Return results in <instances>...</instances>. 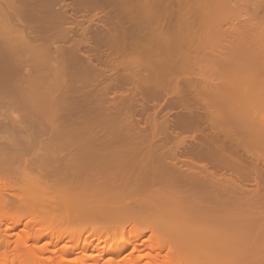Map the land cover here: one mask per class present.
I'll list each match as a JSON object with an SVG mask.
<instances>
[{"label":"bare ground","instance_id":"6f19581e","mask_svg":"<svg viewBox=\"0 0 264 264\" xmlns=\"http://www.w3.org/2000/svg\"><path fill=\"white\" fill-rule=\"evenodd\" d=\"M72 1L75 12L96 10L87 20L94 26L90 31L82 28L78 39H71L69 32L73 25L79 27L82 22L67 14V6L56 8L63 0H0V6H7L11 20H16L13 24L25 26L20 31L11 25L13 36L21 34L17 40L11 35L13 39L9 41L14 45L7 41L10 47L3 42L0 47H5L6 52L2 55L0 48V56L6 59L8 54L24 53L26 49L32 59L46 60L39 58L40 65L37 61L38 65H34V60L26 58L28 54H22L26 59L20 55V61L18 56L13 57L14 53L8 58H15V65L32 62L39 68L63 61L61 68L53 64L58 67L52 70L53 86L73 91V107L77 110L82 99L90 104L91 111L85 115H93L104 123L94 120L93 125L98 123V128L101 125L105 130V123L114 122L109 125L110 130H105V143L114 148L120 144L119 150L124 146L125 149L117 152V148L106 156L105 163L90 167L79 164L77 156L62 155L56 171L48 174L41 165L38 172L28 174L23 160L19 164L0 159V264H185V256L206 243L213 249L192 264H264V255L257 253L264 250V21L259 22L264 20V0H238L236 5L232 0ZM40 5L48 8L50 13H45L51 16L46 14L45 18V13L38 10ZM51 5H55V10ZM242 14L250 16L244 24L248 28L246 34L241 25L222 28ZM94 18H100L103 24L94 23ZM123 23L129 24L130 29ZM141 27L147 28L146 34L142 35ZM48 30L53 45L48 35H43ZM232 33L235 39L233 35V41H227ZM88 39L92 41L90 52L94 58L105 55L101 62L110 67L112 78L113 73L118 74L114 81L109 80L110 75L103 76L104 68L94 72L88 54L79 53ZM54 40L60 43L56 49H52ZM48 45L52 47L46 48ZM41 46H45V51ZM118 70H122L120 74ZM81 73L80 80L69 83ZM99 76H106L111 82L102 88L89 83L101 81ZM115 84L130 86L129 91L117 93L120 99L116 92L109 91L117 88ZM107 93L118 101L107 98ZM137 96L141 98L137 101L140 108ZM167 96L170 100L166 98L165 104L171 107L169 110H184L175 117L169 111L173 119H168L170 113L166 114L167 107H162L165 104L156 100ZM149 101L155 104L149 106ZM161 108L166 113H161ZM158 113L164 115L158 117ZM85 115L79 116L85 120ZM139 118L145 122L140 123ZM142 127L152 130L145 132ZM119 129L120 134L124 131L122 135ZM181 132L188 135L181 136ZM64 134L65 131L59 135ZM71 174L79 177L70 181ZM138 174V179L149 175L144 186L156 179L157 184L148 189L157 188L139 189L146 178H140V183L135 177ZM125 176L129 178L126 188L131 185L128 182L132 176L139 188L135 182L138 189L133 185L125 189ZM151 177L152 182L148 180ZM163 181L167 182L165 188ZM160 185L163 189L158 188ZM85 187L89 190H83ZM133 193L143 201L131 202L128 198ZM171 210L172 221L156 219V215ZM12 214L15 220L11 219ZM135 226L143 228L134 231ZM36 230L41 232L35 233ZM172 233L176 237L168 240ZM118 235L120 238L114 239ZM45 237L49 241L40 244ZM62 241L69 245L61 251L63 258H58V244ZM224 241L228 243H221ZM128 247L126 257L118 259ZM221 250L230 251L229 255L233 251L234 258L228 254L219 256ZM70 255L76 257L68 259Z\"/></svg>","mask_w":264,"mask_h":264},{"label":"rangeland","instance_id":"374dc122","mask_svg":"<svg viewBox=\"0 0 264 264\" xmlns=\"http://www.w3.org/2000/svg\"><path fill=\"white\" fill-rule=\"evenodd\" d=\"M70 1L71 0H66V1L63 0V4H65V5H63L62 2L57 3L58 5L56 4V8L60 9V7L61 8L62 7L64 8L65 6H67V14H69L71 16V18H74L75 21H77V22L79 21V23L82 22L81 23V26H79V27L73 25L72 26L73 28L71 27L72 30H70L71 32H69L70 33V36H71L70 37L71 39L72 38L78 39L79 36H80V32L82 31V28L83 29L84 28H88L89 31L92 28V25L93 24H89L90 22H88L87 20L90 18V15H92V13L93 14H94V12L96 13V10H93L92 9L94 12L92 11V13H91V11L88 12V10H90V9H88V10L86 9L85 13L88 12L86 14L84 13V11H79L78 9H77V12H75L76 9L73 8L75 6H73V7L71 6V5H74V2L73 1L70 2ZM107 1H112V0H107ZM130 1H132V0H130ZM117 2H119V0ZM122 2H124V0H122ZM238 2H239L238 0H232V4H234V5H236ZM126 3H127V1H126ZM68 5H70V6H68ZM3 6L4 7L0 6L1 7L0 8V46L3 47L4 45L2 46V44H4L3 42L6 41L5 43L8 45V47H10V46H12L14 44L12 42H10L9 40L12 41L13 37H15V39H16V37L19 35V33L21 34V32H19L17 34V36H13L12 35L13 34L12 33V30L14 31V29L12 28V26L15 29L16 28H19L20 29V27L24 26L23 25L24 23L21 24V22L18 21L19 24H21V25H18V23H17V25L13 24L14 21H16V20H14V21L11 20V17H10L11 15L9 14V10L7 9V6L6 7H5V5H3ZM40 6H42V5H40ZM43 6H44V4H43ZM43 6L40 7V8L38 7V10L41 9V11L40 10L39 11L44 14L45 11L48 8H46V10H45L43 8ZM45 6H48V5L45 4ZM54 6H52V7L54 8ZM68 7H70V8H68ZM49 9H50V7H49ZM69 9H71V10H69ZM54 10H55V8H54ZM78 11L80 13H78ZM6 12H8V13H6ZM46 12L47 13H50L48 10ZM47 13L44 14L45 15V18H46V14ZM48 15L51 16V14H47V17H48ZM41 16H42V14H41ZM102 16L103 15H101V17H100V15H99L98 17L104 18ZM98 17L96 19H98ZM249 17H250L249 14H242L238 19L237 18L235 19L233 17V18H231L232 20L230 19V21H229L231 23H226L227 25H223L224 27L222 26V28L225 29V28H228V26H231V25H234V27L235 26L236 27L238 26V28H240L242 26L241 27L242 30L241 29L240 30L243 31L242 33L246 34L248 28L245 25L247 24L246 21H247V19ZM42 18H44V16ZM100 18H99V21L94 18L95 19V20L93 19L94 20V23L97 21L98 24L99 23L100 24H103V23L100 22L101 21ZM8 19L10 20L9 22L7 21ZM2 20L3 21H7L8 23L7 24L6 23H3ZM102 20H104V19H102ZM11 21H13V22L10 24ZM262 21H264V20L263 19H260L259 20V22H262ZM4 24H6L8 27H10L12 24L13 25L10 28H8ZM37 25H39V22H36V24H35V28L36 29L35 30L38 29L36 27ZM123 25L127 27V28L125 27L126 29H130V28H128L129 27L128 26L129 24L127 25V23H125V24L123 23ZM170 25L171 26L172 25L174 26L175 24L174 23H171ZM130 26H131V24H130ZM80 27H81V29H80ZM20 31H21V29H20ZM146 31H148L147 28L141 27L140 32L142 33V35H143V33L146 34L147 33ZM15 32H17V31H15ZM249 32H251V31H249ZM38 33H36V34L38 35ZM41 33H43V32H41ZM41 33H39V34H41ZM49 33H50V30H48V33L45 31V33H43V35L44 34H47L48 37H47V35H46V37L49 39V35H50ZM51 33L53 34V31ZM52 34H51V36L53 37L54 34L53 35ZM14 35H16V33H14ZM232 36L235 39V34L232 33L227 38L228 39L227 41H229V40L230 41H233ZM42 37L44 39V36H42ZM17 39H18V37H17ZM16 40H14L13 42H16ZM47 40H44V41H47ZM49 40L50 41L52 40L50 43H52V45H53V39H49ZM7 41L10 42V46L7 43ZM86 41H87V44L80 47L79 53L82 52L83 53V54L81 53L82 55L88 54L92 65L95 67L94 68V72L97 73V71H99V69L102 70L104 68L102 70L103 72H105V73H103V76L104 75H106V76L107 75H110V72H111V71L109 72V70H110L109 68L110 67L109 68H106V64L103 63V62H101V60L102 61L105 60V58H106V57H104L105 55L103 57L98 58L99 61H100V63H97V61H95L97 58L95 57L96 58L95 59L94 58V54H91L92 51L90 52L91 46H92V41L90 39H88ZM57 42H59V41H57ZM57 42H56V40H54V43H56V45H54L55 47L53 46L52 49H54V48L56 49V47L60 44V43H57ZM125 42L128 43L129 40H126ZM11 43H12V45H11ZM42 45H44V44H42ZM52 45H48V46H46V48L47 47L48 48L49 47H52ZM43 48H45V46L42 47V49ZM222 48H223V46H222ZM1 49H2V52H4V53L0 52V54L2 53V55H4L5 52H6V49H5V47H4L5 50L3 48H1ZM217 49L220 50L219 47ZM39 50H40V48H39ZM25 51H26V49H25ZM25 51H24V53L22 51H19L20 53L17 51L18 53L16 52V54H15V52H13L14 54L13 53L12 54L14 56L12 54H11V56H10V54H8V55L11 58H12V56L15 57V58H17V56H18L17 59H19V61H20V59L22 60V58L25 57L22 54H25V55L28 54L27 56L30 55L29 53H27V51L25 53ZM43 52L40 53L39 56H41V54H43ZM2 55L0 56V159H3L5 161L8 160L9 162L11 160H13V162L14 161H17V163L19 161V164L21 163L20 161L23 160L24 163L22 161V165H26L27 164L26 165V168H27L28 174H29V172H35V171H37L38 166H40V165H41L40 167L43 170H45V172L47 174L48 173H54V171H56L58 165L60 164V162H59L60 157L62 155H66V154H72L73 156H77V162H79V164L84 165L86 167H90L91 165L105 163L106 156L109 155L111 152L116 151V149L118 148V145L117 144H116L117 147L114 148L111 145H110L111 146L110 147L108 144L105 143L107 141L106 140V137L107 136L105 134V132H106L105 130L108 129L109 125L112 126L113 125L112 123H114V122L111 121V122H109V124H106L105 123L104 126H106V127L108 126L107 129H105V130L102 128L101 125H100V128H98V126H99V125H97L98 123H95V125H93L94 124V120H95V118L93 117V115L92 116L91 115L88 116V118L86 117L87 115H89L88 114V111H91L90 104L88 105V103L82 102V101H85L84 99H82L81 106L78 107L80 109L77 110L75 107H73L74 106L73 101H72V99L74 98L73 95H72L73 94L72 93L73 91L70 92L68 90L69 88H65V87L63 88V86H62V88L61 87L55 88L53 86L54 85V78L51 75L52 72H53L52 70H53V68H56V69L58 67L61 68V66H63V64H64L63 61L60 62L61 64L59 62H54L53 61V62H51L52 65H50V66L49 65L45 66L46 64L44 63L45 65H43V66L41 65L42 67H44V69H43L42 67L41 68H39V66L37 67L38 64L40 65V63H38L39 62L38 60H39L40 57L38 59L35 58L37 60L32 59V56L26 57V58H31L32 60H34L33 63L31 62L32 64L36 63L35 61H37L38 64L36 63L37 64L36 66H32L30 62H29L30 64H28L27 62H25L26 60H24V63H27L26 65L25 64H22V61L21 62H18L17 61L18 63H20L22 65L16 66V65H18V63L16 65L13 64V60H14V63H15V58L13 60H11L10 58H8V55H7V57L5 59ZM20 55L23 56V57L22 58H19ZM91 55H93V58H92ZM128 57L129 56H127V58ZM26 58H24V59H26ZM7 59H8V61H7ZM42 59L46 60L45 57H43ZM118 59L119 58L114 57V60H117L118 61ZM44 60L42 62L41 61L40 62L43 63V62H45ZM27 61H30V59L27 60ZM48 62L49 61L47 60L46 63L47 64H50ZM64 62H65V60H64ZM53 64L56 65V66L58 65V67L54 66ZM66 65H68V62L66 63ZM64 67L66 68V66H64ZM45 68H47V69H45ZM70 68H74V67L70 66ZM101 70H100V73L98 72L99 74H101ZM119 70H118V72H119ZM106 72H107V74H106ZM120 72H119V74H120ZM113 74H112L113 75V78H112L111 75H110L111 77L110 76H107V77H110L112 79H109V78H107V79L114 81V76L115 75L117 76L118 74H115V73H113ZM106 76H105V78L103 77L102 79H101L102 74H101V77L99 76V78L101 79V81H99L100 84H101V86H100V84H98L99 82H95L94 80H89V83L90 84L91 83H97V84H94V85L95 86L98 85L99 88H102V86H103L104 83L109 84L111 82V81L109 82V80L107 81ZM82 77H83L82 73L81 74H77L75 76L74 80H72V81L70 80L69 83L72 84L75 81L80 80ZM215 77L216 76H212V79H215ZM95 80L98 81L97 78ZM123 84H118V85L115 84L114 86L117 87V88L114 89L115 87L113 86L114 88L113 87L112 88L114 90H111V88H109V91L111 93H115L116 92V95L115 94H113V95H115L116 98L119 97V99H120V96L121 95L119 96V94H122V92L124 93L125 89L129 91V88H130V86H128L126 84H125L126 85V88H125V86ZM91 85H93V84H91ZM127 86L129 88H127ZM122 89H123V91H122ZM83 90L84 89L82 88L80 91L84 92ZM74 92H76V91H74ZM118 92H121V93H119L118 96H117V93ZM125 92H127V91H125ZM110 94L108 95V93H107V98L109 96L111 98H114V96H112V94L111 95ZM75 95H76V93H75ZM79 96H78V98H79ZM137 97H135L136 98V103L138 104V106L140 108V103H138L137 101L140 102L141 98H139L140 96L138 98ZM160 99L158 98L156 100L158 101L157 102L158 104L161 103L162 105H164L166 103V100L167 101L170 100V98H168V96L167 97H164V99L163 98L161 99V101L164 100L163 102H160L159 101ZM114 100H117V99L114 98ZM151 101H149V103H148L149 106H151L150 104H152V103H153L152 106L155 104V102H151ZM96 102L97 101H95V103ZM93 105H94V102H93ZM165 105L162 106V107H167L168 106V104L166 106ZM118 106L121 107V104H118L117 103V107ZM135 106H136V104H135ZM92 107H94V106H92ZM111 108H112V106H111ZM139 108L137 107L138 110H140ZM150 108H153V107H150ZM150 108H149V111H150ZM167 108H166V112L167 113L164 112L165 111V108H164V110H162L163 108H161V113L164 112V113L168 114V113H170L169 111H171V110L173 111V109H174V108H172L171 110H169V108H171L170 106H169L168 109ZM179 108H181V107H179ZM181 109H182V112H183L184 111L183 108H181ZM181 109H179V110L177 109L178 112L175 109V111H173V113L172 112L171 113L173 114V116H174V114L176 116L177 113H178L177 115H179L180 114L179 111ZM138 112H136L135 115ZM174 112H176V113H174ZM159 113H158V117L164 115V114H162V115L159 116ZM171 113L167 115L168 119H170V117H171V119H173L172 118L173 116H169V115H172ZM75 114L77 115V118L80 117L79 119H81L78 122H77L78 119L76 117L75 118L77 120L73 118ZM85 114H87V115H85ZM140 114H142V113H140ZM140 114H139V116H140ZM59 115L61 116L60 118H62V119L57 118V117H59ZM79 115H81V116L82 115H85L84 116L85 117L84 118L85 120H83V118H81V116H79ZM137 116H135V117L137 118ZM89 118H91V120H93V121H91ZM143 118H144V114H143ZM139 119H140V123H142L143 119H141V118H139ZM95 121L98 122L99 120L97 121V119H96ZM99 122H102V121H99ZM144 122L145 121H143V123ZM102 124H104V123L102 122ZM91 125H93L95 127L92 128ZM114 126H115V124H114ZM116 128L117 127H115V129H114V127H113V130H116ZM144 128L145 127H142L141 130L144 129ZM147 129L148 128L146 127L144 129V131L146 132ZM108 130H110V128ZM123 130H125V129H123ZM151 130L152 129H150V132H151ZM173 130H174V132H178L177 129H173ZM63 131H65L66 134H64V136L59 135L60 133H63ZM111 131H112V129H111ZM111 131H109L108 133H110ZM120 131H121V129H119L118 133ZM22 132H24V134H21ZM123 133H124V131L122 132V134ZM119 134H117V135H119ZM122 134H120V135H122ZM186 135H188V133L181 132V136H184L185 137ZM117 137H118V139L119 138L121 139V136L120 137L117 136ZM159 141L160 140H158V141L156 140V143L157 142L159 143ZM116 145L114 144L113 146H116ZM122 147H123V145H122ZM119 148H121L120 147V144H119ZM119 148L117 149V152L118 151H123L125 149V146L123 147V150L122 149L119 150ZM183 155L181 156L182 159L185 156V155L184 156ZM167 156L170 157L171 154L169 153ZM187 156H186V158H187ZM17 163L15 165H17ZM147 167H150V166H147ZM42 169H40V170L42 171ZM134 173L137 174L136 172H134ZM134 176H132V179H135V177L137 178L138 176H140V174L136 175L135 177ZM151 176L153 177V175H151ZM78 177H79L78 174H71V175L68 176V180L71 181L73 179H77ZM125 177H124V179L127 178L126 181H125V183H123L124 181L122 182V180H124L123 178H122V180L121 179L120 180L124 184V185L122 184V186L123 187L125 186V189H128V188H133V186L135 188L136 187V184H135L136 181L140 182V180H141L140 178H146V177H149V175L148 176H145L144 175V177L143 176L142 177H139V179L137 178L138 180L135 179L136 180L135 182H133V180L130 178V180H132V181L129 180L128 183L129 184L131 183V185H133V186L129 185L130 187H127V188H126V186L128 184L126 185V182L128 181L129 178L128 177L125 178ZM152 177L150 179L148 178V180H151V179L154 180V178H152ZM101 180H103V179H101ZM120 180L118 181V183L120 182ZM142 180H141L142 183L140 182L141 185L147 183V178L145 180L144 179H142ZM155 180H154V183L151 180L152 184L150 183V181H148V183H150L149 185L157 184V183H155V182H157ZM106 181H108V180H106ZM121 182H120V184H121ZM138 182H136V183H137V187L139 188V185H138L139 183ZM163 182H165V181H163ZM163 182L162 183L161 182H158V183L159 184L161 183L162 184V187L163 186H166L165 184L167 182H165V183H163ZM141 185H140V188L139 189L143 188V186H144V185H142V187H141ZM149 185L146 184L145 185L146 187L144 186L145 188H143V189H148V186ZM155 186H157V185H155ZM155 188H157V187H155ZM155 188H152V186H151V188H149V189H155ZM158 188L160 189L161 188V185ZM163 188H165V187H163ZM163 188H161V189H163ZM24 189L26 191L29 190L27 188V186ZM83 190L88 191L89 188L88 187H85V188H83ZM128 199L131 202H141V201H143V198H140L137 193L131 194ZM147 199L150 200V198H148V197L146 198V200ZM171 211L172 212H170V211L167 212L166 211V212H164L162 214H158L157 213L158 215H156V219L158 218V219H162V220H170V221H172L173 220V217H174V212H173V210H171ZM11 219L15 220L16 219L15 215L12 214V218ZM78 225H79V223L77 224V226ZM204 225H206V224H203V227H204ZM77 226L76 225H74V226L72 225L71 227L76 228ZM64 227L65 226H63L62 228H64ZM142 228H143L142 226H135L132 230L136 231V230H139V229H142ZM34 232L35 233H40L41 231L40 230H36ZM215 232H219V231L216 230ZM220 232L223 233V231H220ZM120 236L121 235H118L114 239H118V238H120ZM175 237L176 236L174 234L173 235H170V236H168V240L169 239L171 240V239H173ZM140 239L137 241V243H140V241H141ZM143 239H144V237L142 238V240ZM32 241L33 240L30 241V244L33 243ZM47 241H49V238L48 237H45L39 243L42 244V243L47 242ZM257 241L258 240H256V243H257ZM225 242L228 243L227 241H224V242H221V243H225ZM262 243H264V242H262ZM66 245H69V243L68 242H65V241H62V242H60L58 244V248H59L58 258H63V255L61 254V251L64 249V247ZM212 249H213V247L210 245V243H206L205 245H201V246L195 248L194 250L190 251L185 256V260H184L185 261V264H192L194 261L206 257V255L208 254V252H210V250H212ZM129 250H130V247H128L127 250H125V252H122L121 254H119L117 256L118 259L125 258L126 257V254H128V252H129ZM229 252L228 253H225V252H223V250H221L219 252V256L222 257L224 254H228L229 255ZM141 253H145V251H142ZM231 253H233V251ZM231 253H230L229 256H232L233 257L234 255H232ZM257 253L259 255H261V254L264 255V250H259ZM79 256H81V254L78 255V257ZM75 257H76V255H70L68 257V259H72V258H75ZM107 257H109V256H107ZM107 257H104V260ZM227 260H229V259H227ZM103 261H101V262H103ZM209 264H212V263H209Z\"/></svg>","mask_w":264,"mask_h":264}]
</instances>
